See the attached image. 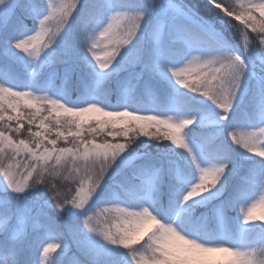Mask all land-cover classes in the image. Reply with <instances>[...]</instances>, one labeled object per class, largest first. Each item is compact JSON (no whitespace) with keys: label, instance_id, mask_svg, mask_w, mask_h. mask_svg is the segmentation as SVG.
Instances as JSON below:
<instances>
[{"label":"snow or ice","instance_id":"1","mask_svg":"<svg viewBox=\"0 0 264 264\" xmlns=\"http://www.w3.org/2000/svg\"><path fill=\"white\" fill-rule=\"evenodd\" d=\"M203 9L0 0V182L12 194L0 264H264V227L250 223L264 189V0ZM42 73L65 87L49 94ZM156 77L173 100L136 108L130 96L152 95ZM110 80L123 103H109ZM188 95L212 114L193 115ZM145 140L160 151L138 156Z\"/></svg>","mask_w":264,"mask_h":264},{"label":"trees","instance_id":"2","mask_svg":"<svg viewBox=\"0 0 264 264\" xmlns=\"http://www.w3.org/2000/svg\"><path fill=\"white\" fill-rule=\"evenodd\" d=\"M174 5L179 4L181 6L183 5H188L189 7H194L196 11L200 13V15L204 16L205 19H208V15L205 14L206 10L203 9L204 5V0H170ZM54 3L57 5H61L64 3H67L68 0H53ZM158 3L163 4L162 0H157ZM227 3H231L233 6L238 7L241 0H225ZM164 5V4H163ZM213 13L218 11L213 9ZM233 23L239 25V23L233 21ZM242 27V26H241ZM252 35H255L254 33ZM240 42L243 44V36H240ZM0 48H2V43H0ZM8 58L4 57L2 54H0V63H3L7 61ZM9 63L13 64V67L15 68V64L12 61H8ZM31 75V72H29ZM20 80H23L24 77L21 75ZM156 80L158 81V85L154 86V92L152 95H149L147 92L144 91L143 87H139L135 92L132 93L130 96L131 103L138 109H150L154 106H160V105H165V104H170L171 101L173 100L175 96L174 88L171 84H169L167 81L163 80L160 77H156ZM3 82V74L0 73V83ZM38 85L39 87L49 89V94L53 92H58L62 90L65 85L61 82L60 79H49L47 75H44L43 73L41 74L40 79L38 80ZM77 86H73V91L71 92V99L75 100L79 96V92L75 90ZM107 88L109 90V103L111 105H116L118 103H123L124 102V96H123V91L117 88V81L116 80H110L107 82ZM39 95H44V93H39ZM59 98V97H55ZM185 100L194 104L196 107L193 109L192 114L196 116H207L212 114V109L208 105L206 101H201V100H192L191 96L188 95L185 97ZM21 104L23 102L21 101ZM25 111H32V109H27L25 108ZM89 117L95 119L96 114H89ZM89 117H85L83 119H88ZM87 127V125H85ZM193 127V126H188V128ZM194 127H199V125H196ZM207 130L211 131L212 126L208 125ZM153 132H155V129H152ZM187 131V128L185 129ZM247 131H256L257 133L259 132V129H237L236 133L237 136L244 135ZM111 139V138H109ZM120 139V142H123V138H118ZM143 139V138H142ZM189 139H192V136L190 135ZM61 143H63L61 141ZM170 143V142H168ZM235 146V145H233ZM133 150L138 156H144V154H149V155H155L157 152L160 151V149L154 144L152 141H147L145 140L143 144H141L140 141H137L136 144L132 146ZM259 159V158H258ZM251 161H248L250 163ZM167 180V177H165ZM11 193H5V192H0V199H4L6 197H11ZM215 203V201H213ZM211 207L212 204L205 205V206H197L195 215L200 216L202 214H209L211 212ZM237 212H239V209H237ZM253 220L250 221L252 224H260L262 227H264V220L259 219V217L264 216V209L256 211L253 213ZM232 217L236 216V212H231L229 214ZM60 223H63V219L59 220ZM195 229H198L201 232L205 231V228L203 224H198L193 226ZM70 239V237H66ZM58 251V250H57ZM56 255V252H51L49 253L50 257H54ZM71 255V253L69 254ZM41 256H43V252L41 250ZM126 257H117L116 259L118 261L124 260ZM67 260V258H66Z\"/></svg>","mask_w":264,"mask_h":264},{"label":"rangeland","instance_id":"3","mask_svg":"<svg viewBox=\"0 0 264 264\" xmlns=\"http://www.w3.org/2000/svg\"><path fill=\"white\" fill-rule=\"evenodd\" d=\"M163 4L167 7L169 4H173L170 0H162ZM174 5V4H173ZM176 19H180L179 17H176ZM255 67L253 68V71L256 73L257 76L261 75V69L259 68V61L257 60L255 62ZM97 116V114H96ZM0 192H5L7 193V190H6V186L0 182ZM264 196V189H261L256 197V200L253 201L254 203H257V207L255 208L254 212L255 213L256 211H259V210H262L261 206H260V200H261V197ZM255 215V214H253Z\"/></svg>","mask_w":264,"mask_h":264},{"label":"clouds","instance_id":"4","mask_svg":"<svg viewBox=\"0 0 264 264\" xmlns=\"http://www.w3.org/2000/svg\"><path fill=\"white\" fill-rule=\"evenodd\" d=\"M261 208L264 209V205H261Z\"/></svg>","mask_w":264,"mask_h":264},{"label":"water","instance_id":"5","mask_svg":"<svg viewBox=\"0 0 264 264\" xmlns=\"http://www.w3.org/2000/svg\"><path fill=\"white\" fill-rule=\"evenodd\" d=\"M233 47H235V46H233Z\"/></svg>","mask_w":264,"mask_h":264}]
</instances>
